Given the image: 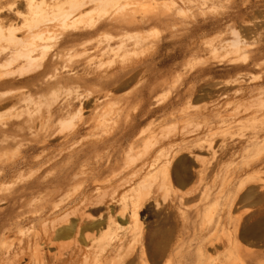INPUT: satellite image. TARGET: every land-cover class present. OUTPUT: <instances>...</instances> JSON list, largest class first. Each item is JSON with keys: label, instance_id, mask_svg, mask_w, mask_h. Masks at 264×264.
I'll return each mask as SVG.
<instances>
[{"label": "rangeland", "instance_id": "1", "mask_svg": "<svg viewBox=\"0 0 264 264\" xmlns=\"http://www.w3.org/2000/svg\"><path fill=\"white\" fill-rule=\"evenodd\" d=\"M42 1L49 3V6L60 5L59 2H63ZM130 2L134 11L131 10L130 14L138 15L139 10L149 9L151 13L161 17L160 22H151L144 28L126 32L122 39L114 37L119 35L116 27L106 25L96 33L74 42L78 50L85 41L87 43L89 41L93 48L97 49L91 54L92 66L96 71L105 73L109 84L99 77H92L86 86L85 84L80 86L78 82L67 84L61 81L59 86L34 90L33 83L36 79L30 74L38 70V68L35 70L34 66L38 63L36 66L38 67L45 59L41 55L42 48L38 47L39 52H36L39 56L37 59L35 55L38 54L34 55L33 59H37V62L33 60L36 62V64L32 62L33 68L28 62L21 61L13 69L21 76H31L29 83L18 82L14 84L15 87H12L14 85L4 87L7 90H14L15 93L21 92L22 96L30 94V99L34 101L26 100L27 104L24 100L25 103L22 101L17 104L16 100H13L6 104L5 108L1 107V121L13 119L17 114L15 111L20 113L23 110L21 115L24 119H29L26 116L31 114L34 124L46 121L47 125H55L61 133H68L77 120L75 118L68 122L66 120L64 121L66 124L60 125V122H56L57 118L48 120L46 109L52 108L55 101H62L69 91L76 89L79 93L87 94L83 114L88 116L90 127L95 124L94 127H98L96 131L100 132V129L108 127L109 124L111 127L114 123L123 124L126 120L134 118L141 110L144 100L148 99V103H152L151 106L156 111L142 117L138 126L140 130H148L150 124L161 126L168 130L167 134L170 135L182 132L186 134L187 140L189 137L198 136L199 138L191 144L197 145L198 142L203 148H196L194 151L196 156L192 157L184 149L176 153L170 152L168 143L164 146L166 150L164 148L160 150L163 151L162 154H167V160H159L157 164L151 166L153 156H150L149 152L156 144L149 138V131H146L144 139L135 148L130 149L129 141H124L120 148L116 143L107 141L104 147L97 152L93 151L89 159L85 156L79 157L71 171V174L75 172L78 174L77 186L73 184L74 182L73 185L67 186L65 192L69 190L70 193L66 192V198L69 200L77 197L92 168L100 163L103 169L99 178L101 181L96 184V187H99L96 193L103 197V204L92 205L90 211L102 209L103 212L112 213L114 218L113 224L104 223L100 228L88 231L89 236L94 238V241L91 239L92 241L88 242V252L90 250V254H94L96 248L92 246L103 236H114L117 233L120 245L122 244L120 246L122 254L124 253L121 264H264V216L261 215L260 208L261 200L264 199V196L261 198L264 194V139L259 143H249L251 139L246 137L252 135L256 126L264 123V0ZM23 7H17L16 10H19V14L27 16L28 11ZM96 11L87 10L77 25L82 23L87 27L93 25L99 17V10ZM4 12L6 10L0 15V25L6 22L7 26L13 24L20 26L21 16H18L20 19L17 17L18 20L10 16L9 21L5 18L8 16L7 12ZM15 21L18 23H14ZM41 24L30 25L31 29L36 25L34 28L37 32L32 29L30 33L35 37L30 35L28 37L30 42L24 39V43H31L32 40L40 45L58 42L56 36L59 34L55 33L58 32L55 30L57 27L49 23L51 28L48 25L45 33L43 28L46 27L42 25L41 32L38 33L37 26L40 27ZM24 30L21 29V32ZM37 33L43 35L42 40L40 35H38L40 38H37ZM17 36H21L18 31ZM35 38L39 41L34 40ZM100 39L102 41H99ZM1 41L0 43H5L4 39ZM66 50H63V59L72 60L79 57V54L75 53L76 50L68 49L71 50L67 51L68 54ZM78 50L77 52H80ZM136 63L139 64L134 71L138 73L133 82L120 85L115 75L116 68L121 65L130 67ZM21 88H23L21 91L17 90ZM28 91L31 93H27ZM38 100H41V103ZM143 107L145 109L146 105L143 104ZM99 123L106 126H100ZM208 142L210 149L207 147ZM66 148L63 155L69 150V147ZM40 149L34 151L31 156L42 154ZM23 154L24 141L0 144V165L18 160ZM163 156L165 157V154ZM75 159L74 156L64 157L62 160L64 165L61 160L54 166L20 165L16 174L22 172L21 178L27 189L18 201L26 198L25 203H36L38 198L37 201L40 200L39 203H42L48 200L56 189L55 183L36 185L35 181L63 174L64 170L69 169L70 162ZM180 167L188 172L183 175L184 182L175 181V175L178 174ZM28 171L37 173L31 172V176ZM27 172L30 174L28 177L24 175ZM13 177L16 176L0 179V197L16 190L10 183ZM109 177L113 179L107 182ZM78 178L83 179L84 183ZM123 179L129 181L123 182ZM115 183L123 184L115 191L116 187H113ZM73 186L76 189L80 186L79 190L75 189V192ZM112 194L116 195L115 200L110 199ZM42 198L44 200H41ZM4 201L5 199L0 200V203ZM133 208L138 210V220L130 216ZM253 209L255 215H247L252 213ZM23 225L30 226L27 222ZM13 235L7 238L12 245L17 244L19 240L18 236ZM74 238L70 235L60 242H63V245L70 244ZM139 248L142 250L141 255L140 250L137 251ZM134 251V254L131 253ZM89 255H86L90 259L86 258V264H93L91 262L93 255ZM137 255L140 257L137 258ZM79 258L77 260L81 262L78 264H85L83 255Z\"/></svg>", "mask_w": 264, "mask_h": 264}, {"label": "bare ground", "instance_id": "2", "mask_svg": "<svg viewBox=\"0 0 264 264\" xmlns=\"http://www.w3.org/2000/svg\"><path fill=\"white\" fill-rule=\"evenodd\" d=\"M130 1L131 0H63V2L61 1L62 3L59 2L60 5L57 4V5L49 6V3L47 4L46 1H42V0H0V15H2L3 11L6 10L8 16H6L5 18H7V20L9 21L11 18L10 16L16 18L18 16L22 17L21 19L22 21L20 20L21 22L20 26H17V24H15V26L14 24L7 26L5 25L6 22L4 25L2 24L0 25V41L4 39L5 42V43H0V108L3 106L5 108V105L13 100H16L15 103L17 104L21 103L24 100L25 101L27 100L28 102L34 101L33 99H30L29 97L30 94H28L27 96H22L20 91L23 88L17 89L20 91H16V92H20V93H15L14 90L12 89L7 90L4 88L7 86L9 87V85H14L15 83L18 82L29 83L32 77L36 79V82L33 83L34 88L32 87L36 91H39L44 88H50L52 86H57V85L59 86L61 81H65L67 84H70L72 82H78L77 83L78 85L80 84L81 86L85 84L84 86H86L87 82L90 81L92 77H99L100 80H102L105 83L107 82L109 84V79L105 77V73H100L99 71H96L92 66L91 54L94 50L97 51V49L93 48L92 43H90L89 41L88 43L86 41L82 42L81 45L79 44L80 50H78L77 49L78 47L76 48L77 44L74 42H76V40L78 41V39H80L81 37L84 38L86 35H92L96 33L99 29H101L103 26L106 25L109 27H111V25L116 27V32L119 35H116L114 37L116 38L118 36L117 38L122 39L124 36H126V32L139 30V28H144L147 25L151 24V22H155V23L160 22L161 17L155 13H151L149 9H145V10L149 11L150 13L146 12L145 10H139L140 13L138 15L130 14V11L132 10V4H131L132 2ZM22 6H24L23 8L27 9L28 11L27 16L19 14L20 13L18 12L19 10L18 11L16 10L18 9L17 7H22ZM89 9L91 11L99 10L98 12L99 17L96 19V22L88 27L84 23H82L81 25H77L78 22L80 21L79 19ZM132 12L134 11L132 10ZM12 20H14V18ZM16 22L17 21H15L14 23ZM49 23H53L54 26L57 27L55 28V30L56 31L58 30V32H55V30L54 32L59 34L58 36H56L57 41L59 43L58 42L49 43V45L42 43L43 45L42 44L40 45V43L37 42L35 43V41L32 42L33 41L32 38H29L32 40L31 43H29L30 41L28 40V37H30L31 35L30 31L33 29L34 32L35 31L37 32V29L34 28L36 27L37 24H41L40 27L37 26L38 33L41 32L40 28L42 27V25L46 27V29L43 28V31H45L47 30V28H49L48 27V25L50 26ZM32 24L33 25L36 24V25L31 29L30 25ZM3 26H7V27H3ZM52 28L54 29L53 26ZM21 29L23 30L25 29V30L21 32ZM17 31L20 32L21 34L20 37L17 36ZM46 32L47 31H45V33ZM38 33L36 34L37 38L39 37L38 35H40ZM42 36H41V40H42ZM45 37L47 38V36ZM37 38H35L34 40H36ZM24 39H27L29 42L24 43ZM99 41L102 40L100 39ZM38 47L42 48V49L39 48L43 50L42 54L41 53L40 54L42 55V57H45V59L43 63L40 62L38 67H36L38 64V63L36 64L38 59L37 56H39ZM68 49L76 50L75 53L77 55L79 54L78 55L79 57L75 59L74 55L76 54L73 52L74 58L72 57L73 58L72 60L71 58L69 60L63 59L62 58L63 56L62 54H64L63 50H66L67 53V51H69ZM71 50L69 52H71ZM77 50L80 52H77ZM34 55L37 59H33ZM33 60H36V62L34 61L36 64L34 68L35 70L36 68H38V70L36 71L31 70V71H35L34 73L30 74L32 75V77L29 75L21 76L20 74H16L15 71L13 70L14 67L17 64H19L21 61L28 62V64H30V66L32 67ZM138 64L139 63H136L134 65H131L130 67L126 65H121L116 68L115 75H117L116 79L118 80L120 85L121 84L126 85L127 83L133 82V80L135 79L138 73L137 71H134V69ZM101 76H103L102 79ZM125 76H127V78ZM123 77H125V79ZM12 87H15V85ZM27 93H31V92L28 91ZM86 98H87V94L79 93L76 89H73L64 96L62 101L57 100L53 103L55 105L52 108H50L51 107L50 106L49 107L50 109L48 108L46 109L48 111L47 113L48 120H55L57 118L58 120L56 122L57 123L60 122V125H62L66 120L67 122L72 119L74 120V118L77 120V123L72 125L73 128L68 133H61L60 132L61 130L60 131L57 130L55 125L53 124L47 125L46 121H44V123L34 124L32 120L33 117L29 113H28L29 115L26 116L27 118L29 117V119L25 118L26 119L25 120L24 116L21 115V112L23 111V110L21 111V109L19 110L21 111L20 113L18 111H15L17 114H15L13 119L16 120L9 118L8 120L7 118H4L7 120L3 119L4 121H1L2 118L0 119L1 121L0 144L3 143L8 144V142L9 143L11 142L12 144H16V143H23L24 141V154L21 156V158L18 160H13L7 164L1 163L0 165V179H6L8 178V176H13V175L16 176L15 178L13 177L14 179H12V182H10L11 187L13 188L15 186L16 190L13 191V193L0 197V200L2 201L3 199H5L4 203L2 202L0 203V264H74L77 258H79L82 255L85 258L84 263L86 264V260L89 258L86 257V255L88 256L90 254V250L88 252V247H89L88 242L91 239L94 241V238L89 236L88 231L94 228H98V227L100 228L101 224L107 223V225H110L113 224L114 222V218L111 215L112 213L109 214L107 213V211L103 212L101 211L102 209L101 210L99 209V211L96 212L90 211V208L93 207L92 205L94 206L101 205L103 201L102 200L103 197L101 198V196H99L96 193L97 189L99 188L98 186L96 187V184L98 182L100 183L101 180L99 178L100 176H102L101 174L103 168L101 167V164L97 163V166L92 168L90 175H88L84 180L85 183L82 181L83 179L81 180V178L83 177H81L80 179L78 178V180H81V183H84V185L80 189V192L78 193L76 198L68 200L66 198V192L68 193L69 190L65 192V189L67 188L68 185H71L72 182H74L73 184H76L77 182L76 179L78 177L77 176L78 174H76V172L74 174H71V171L73 170L74 166L77 164V159L81 156H85L86 159H89L90 154L93 151L97 152L100 148L104 147V144L107 143V141H110V143H116L117 147L119 148L121 147L124 141H129L128 146L131 149L137 147V145L144 139L145 132L149 131L150 133L148 135L149 138H151L156 144V146L152 148L151 151L149 152L150 156H153V158L151 159L152 162L150 161L152 163L151 166L154 165L155 163L157 164L159 160H167L168 158L166 156L167 154L163 153L165 154L164 157L162 154L163 151L160 150L164 148V146L168 143L170 144V147L168 146L169 147L168 150L170 152L174 151V153H176L180 150L183 151L182 149H184L188 151L192 157L196 156V154L194 153L196 148L197 149L201 147L203 148V146L198 142L197 145L191 144L194 143L199 138L198 136L194 138L189 137L191 139L188 138L187 140V138L185 137L186 134L184 135V133L181 132L182 131L181 129H180L181 130L180 134H176L177 133L176 132L170 135V133L167 134L168 130L165 129L166 132H164L165 130L161 126L159 125L150 126L149 124L148 130L146 129L140 130L138 126L140 125L142 117H147L156 111V109L151 106L152 103L151 104L148 103V99H145L143 103L144 105H146V108L144 109L142 104L141 110L139 111L138 114L135 115L134 118L130 120H126L123 124L115 125L114 123L115 126L111 125V127H109L110 126L109 124L108 126L109 128L103 127L102 129H100V132H97L96 129L98 128L97 127L98 123L96 124L97 128L94 127L95 124H93L92 126L94 128L90 127L88 123V116L83 114L84 101L86 100ZM38 102L41 103V100H38ZM9 117L11 118V115ZM206 118L208 117L206 116ZM64 124H66V122ZM101 124L102 125H100L99 123L100 126H104V125L106 126V124L103 123ZM68 128L70 129V127ZM169 132H170V128H169ZM243 137H245V135ZM246 137L251 139L249 143L262 142V140L264 139V123H261L258 126H256L254 128L252 135L249 136L246 135ZM25 140L27 141L25 142ZM31 141H35V143H32ZM39 142L40 144H38ZM174 142L176 143L174 144ZM208 143H207V147H209L210 149V142ZM66 146L69 147V150L68 152H66V155H63V151L67 150ZM39 148H41L40 151H42V154L36 157H32L31 156L32 153ZM72 156L76 157V159L70 162L69 169L64 170L63 174H57L53 176L51 179L43 178L41 180L37 179L35 181L36 185H40L42 183H49V182L55 183L56 189L54 188L55 190L48 200L39 203L40 200L37 201L38 200L37 197H39L38 195L36 197L37 198V200L35 201L36 203H25L24 201L27 200L26 198L25 200L20 199V201H18L20 197L22 198L23 194L25 193V190L27 189L26 183H24L21 178L22 172L21 173L18 172V174H16L17 168H19L20 165L27 166V164H36L39 167L54 166L58 164L60 160L62 163L64 157H72ZM168 160L170 161V159ZM164 162L168 163V161H164ZM10 172L13 173L10 174ZM28 172H30L32 176L31 172L33 171H28ZM28 172L27 174H24L27 177L28 175L30 176ZM185 172L187 171L183 167H180L177 172L178 174L175 175V181L184 182L183 175ZM33 173H37V172L34 171ZM41 174H42L41 176L43 177V173ZM175 174H176V170H175ZM111 179L113 178L109 177L106 181L110 182ZM126 181L129 180L124 181L123 179V182ZM115 184L114 186L113 185L112 186L114 188L116 187L115 188L116 191L118 186L120 185L122 186L123 183H119L116 185ZM159 185L161 186V184ZM79 187H77L78 190ZM75 189L76 188H74V191ZM74 191H71V193ZM115 196L114 194H112L110 199L115 200ZM70 197L71 196H69V198ZM262 197L263 196H261V198ZM41 200L44 199L42 198ZM133 205L135 206V204ZM121 210L123 212V209ZM137 211H138L137 209L133 208L132 211L130 212L131 214L130 216L131 217L133 216L135 220L137 219ZM25 222L30 224V226H25L27 229H25L23 225V223ZM259 226L261 225L259 224ZM10 235L11 236L13 235V237L18 236L17 238H19V240L17 241V244L12 245L13 243L11 244L8 242L7 238ZM70 235H73L75 237L73 243L70 244L66 243L68 245L64 243L65 245L64 246L63 242L61 243L60 240L70 237ZM120 243L121 242L119 241V237L117 233H115L114 236L112 235L103 236L100 239V241H98V243L96 242L94 246H92L93 243H91V246L94 249L95 248L97 249L94 250V254H92L93 256L90 254L92 256L91 262L93 264H102V262H106V263L108 262L109 264H121L123 260L122 258H124L123 257L124 253L122 254L120 247L122 246V244L120 245ZM138 250H140L139 255H141L142 250L140 248L137 249V251ZM135 251L131 253L134 254ZM87 252L89 254H87ZM138 257L140 256L137 255V258ZM130 259L132 258L130 257ZM80 260H82V258ZM80 262L81 261H78L76 262V264Z\"/></svg>", "mask_w": 264, "mask_h": 264}, {"label": "snow or ice", "instance_id": "3", "mask_svg": "<svg viewBox=\"0 0 264 264\" xmlns=\"http://www.w3.org/2000/svg\"><path fill=\"white\" fill-rule=\"evenodd\" d=\"M262 196H264V194H262ZM260 208H261V215L264 216V199L261 200ZM247 215L249 216L255 215V209H253L252 213H249Z\"/></svg>", "mask_w": 264, "mask_h": 264}]
</instances>
